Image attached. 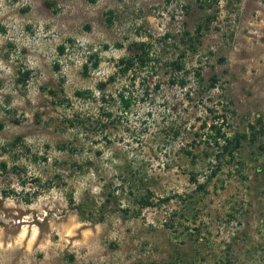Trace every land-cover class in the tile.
<instances>
[{
	"label": "rangeland",
	"instance_id": "374dc122",
	"mask_svg": "<svg viewBox=\"0 0 264 264\" xmlns=\"http://www.w3.org/2000/svg\"><path fill=\"white\" fill-rule=\"evenodd\" d=\"M0 264H264V0H0Z\"/></svg>",
	"mask_w": 264,
	"mask_h": 264
},
{
	"label": "trees",
	"instance_id": "16d2710c",
	"mask_svg": "<svg viewBox=\"0 0 264 264\" xmlns=\"http://www.w3.org/2000/svg\"><path fill=\"white\" fill-rule=\"evenodd\" d=\"M137 48L141 50L142 52L140 54H136L135 57H124L121 58L118 62V68H119V73L122 75H127L131 71L134 70V68L139 64L140 67H146L148 66L151 62L152 59L150 57V49L147 46L146 43H141L140 45H137ZM95 67L98 66V63L96 62L94 64ZM170 66L174 67L176 70L181 71L182 66L180 63H171ZM25 78H28V73H26ZM113 79V77H112ZM26 80V79H25ZM182 85L185 84L184 81L181 83ZM84 94H90L89 91H85V93H77L78 96H84ZM123 103L126 105V107H129L130 102L127 101L123 96H122ZM206 127V124L204 125ZM211 131H215V136L212 137L214 140L217 148H219V155L217 158L223 157L225 158L226 155H229L231 159L235 158L234 157V151L239 149L240 147V138L237 136L234 139H231L230 137H227L225 133H222V129L218 127L217 124H213L210 126ZM222 142V143H221ZM207 144H210L208 141L206 142ZM187 155L192 156L194 159L197 158V156L193 152L187 151ZM220 166L217 168V170L213 171L211 174V177L216 176V174L220 171ZM193 182H197L195 178H192ZM197 189L200 191L206 192V186L204 184H199L197 186ZM173 198L168 197L164 199H158L156 200L155 194L151 190H147L146 194H140L139 197L135 199L136 204L139 206L140 210L147 209V208H154L158 206L165 205L169 203Z\"/></svg>",
	"mask_w": 264,
	"mask_h": 264
}]
</instances>
